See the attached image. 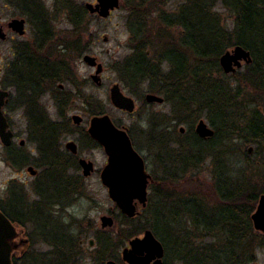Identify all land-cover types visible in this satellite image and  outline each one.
<instances>
[{
	"label": "rangeland",
	"instance_id": "rangeland-1",
	"mask_svg": "<svg viewBox=\"0 0 264 264\" xmlns=\"http://www.w3.org/2000/svg\"><path fill=\"white\" fill-rule=\"evenodd\" d=\"M9 1L14 0H0V12ZM35 1L43 8L47 19L50 20L56 31L57 38L55 41L75 45L74 37L71 36L74 27L69 22L68 11L64 9L62 4L57 0ZM69 2L73 8L72 10L77 13L83 8L86 10L85 6L87 4H97V0H69ZM180 4L181 0L170 1L167 5L168 12H171ZM124 5L125 0H120V7L113 11L108 18L91 15L86 10V17L81 23V29L84 30L81 40L82 49L78 52L76 48H73L72 55H69L72 80L64 77L55 84L56 87L57 83H62L65 91L71 95L67 108H64V118L61 117L56 100L50 96L42 98L41 103L45 107L47 106L52 119L60 122L63 119H69L71 122L70 134L62 140L61 149L65 151V144L68 141L75 142L79 148V157L93 162L97 173L89 178H84L81 170L70 171V177L76 178L78 182L77 191L69 194L63 206L53 209L54 227H57L55 244L53 245L52 240L34 237L35 246L31 249V254H28L29 257L26 261L22 260L19 264H36L35 259L37 257L41 260L39 256H43L45 260L44 263L40 261L38 264H107L109 261L125 264L122 259V252L125 248H129V242L121 247H118L117 244L119 242V227L121 226L123 229L126 225L122 220L120 210L112 202L107 188L102 185L100 180V172L107 165L108 157L102 147L91 144L89 139L84 137L90 126V121L94 117L91 108L98 105L104 110L102 115L110 116L118 128H126L135 150L146 163L147 171L152 173L154 179L159 182L149 190L148 206L142 208L139 205L138 207L140 214L136 223H145L147 227L141 234L131 240L137 237L142 238L146 231H151L163 244L166 251L167 257L163 260L164 264L167 262H169L167 264H182V262L176 261L177 252L180 253L182 249L187 250L211 244L221 246H217V251L220 257L224 258L223 243H225V236L219 234V241L212 235H204L206 231H203L202 227L197 230L194 229L191 218L185 216L182 208L180 206L178 208L176 201H181L182 197H186L185 194L199 195L207 200L205 213L207 216H211L216 207L222 206V200L214 196L216 195L214 185L218 172L216 168L223 169L227 180L229 177V180L237 181L238 184L240 178L245 175V169L247 174V170L249 171L245 154L250 149L252 150L251 153H248L251 162L249 168H252L259 161V157L256 156L257 145L246 143L238 137H229L227 140H223L225 139L223 138L222 143L217 144V148L215 143L210 142L213 138L204 140L196 133L200 121H203L215 131V126L212 125L207 110L200 108L199 105L194 106L195 111L199 110L197 115L194 114V117L191 118L187 116L191 112H187L177 99L169 100L167 96L149 93L148 84L134 87L125 85L121 74L117 71V67L133 53V50L130 47L132 34L127 24L129 14ZM16 9L14 7L12 10H7L4 15H17L20 11ZM216 10L220 13L223 23L230 28L233 25V18L230 13L222 8L220 4ZM2 50L3 47L0 45V52ZM43 54H45L44 50ZM85 55L97 58L98 62L103 65L104 72L101 74V86H97L91 79L96 69L84 63L83 57ZM162 67L163 72L169 71L168 64H164ZM239 71L244 73L246 65L243 64L242 69ZM68 80L69 82H67ZM235 81L231 79L230 83L235 85ZM115 84H119L124 94L135 100L136 109L133 114L119 111L112 105L110 89ZM76 94L78 96L74 97ZM148 94L164 98L165 103H147L145 98ZM251 94L244 95L242 98L248 102L256 101L255 104L251 103L248 106L253 108L260 105L259 110L263 113L262 117L264 118V95H257L258 100H256L251 99V96H253ZM75 115L83 119L79 126H75L72 122ZM182 119H187L188 122ZM239 121V124L244 127L246 121L242 123L241 120ZM242 127H240V130H242ZM181 129H184V132H181ZM192 132L206 142L205 150L209 147L215 150H211L210 154H206L203 165L196 169H188V172L184 173L181 167L182 164L176 162V156L180 143L187 147L189 143H192ZM161 133H165L166 141L169 140L167 145H161L160 142L163 140ZM226 152L231 157L230 159L225 158ZM219 154L220 157L217 161L215 157ZM257 170L256 167L253 171ZM2 178H4V174L0 177V192L2 190ZM259 182L257 188L263 191L259 195L258 201L264 195V174L259 177ZM177 208L180 214L175 219L174 211ZM104 216L114 219L113 227L102 228L101 220ZM91 241L94 242L93 245L90 244ZM254 256L253 261L244 262L240 260L238 264H251L253 262L264 264V248H256Z\"/></svg>",
	"mask_w": 264,
	"mask_h": 264
},
{
	"label": "trees",
	"instance_id": "trees-1",
	"mask_svg": "<svg viewBox=\"0 0 264 264\" xmlns=\"http://www.w3.org/2000/svg\"><path fill=\"white\" fill-rule=\"evenodd\" d=\"M170 1L125 0L133 53L118 65L117 71L127 87L148 84L149 93L167 96L169 100L177 99L187 112H191L187 115L191 118L199 110L195 111L194 106L199 105L207 110L215 126V135L210 142L217 145L222 143L223 138L238 137L246 143L257 145L259 161L249 168V152L245 154L249 171L247 174L245 169L244 177L240 178L242 182L240 180L237 184L229 177L227 180L224 170L216 168L214 196L222 200V206L216 207L211 216L205 213L207 200L199 195L184 193L186 197L176 201L185 216L191 218L194 229L202 227L206 231L204 235H212L219 241V234L225 236L222 248L224 258L217 251L221 246L211 244L182 249L180 253L177 252L176 261L182 264L250 262L255 258V249L264 248V234L254 230L251 220L263 191L257 187L259 177L264 174V118L259 110L260 105L249 108L248 104H255L256 101L248 102L242 96L253 92L251 99L258 100L257 95H264V0H181L179 6L168 12ZM57 2L68 11L69 22L74 27L71 36L75 45L55 41L56 31L39 4H32L29 9L31 22L38 33L39 81L48 79L54 83L64 77L72 80L69 55H72L73 48L78 52L82 49L84 30L81 23L87 14L84 8L79 13L74 12L69 0ZM219 4L233 18L230 28L223 23L216 10ZM236 46L250 51L253 62L246 66L244 73L237 71L227 76L220 68L219 60ZM164 64L169 65L166 73L163 72ZM231 79L236 80L235 85L230 83ZM91 111L94 117L104 113L99 105L91 108ZM182 120L188 122L187 119ZM239 120L241 123L246 121L244 127ZM86 135L91 144L98 146ZM161 136V145H167L169 140L166 141L165 133H161ZM191 142L187 144L188 147L180 143L176 156V162L182 164L184 173L203 165L206 154L215 150L210 147L205 150L206 142L193 132ZM219 157L220 154L215 157L217 161ZM226 157L231 158L227 152ZM256 167L258 170L253 171ZM178 208L174 211L175 219L180 214ZM121 217L126 226L122 229L119 225L118 247L147 227L145 223H136L138 217ZM166 257L165 251L164 259Z\"/></svg>",
	"mask_w": 264,
	"mask_h": 264
},
{
	"label": "flooded vegetation",
	"instance_id": "flooded-vegetation-1",
	"mask_svg": "<svg viewBox=\"0 0 264 264\" xmlns=\"http://www.w3.org/2000/svg\"><path fill=\"white\" fill-rule=\"evenodd\" d=\"M34 3L37 2L9 1L4 5L5 10L0 12V45L3 47L0 52V103L6 124L0 135V177L4 174L0 213L16 230V237L10 242L13 248L12 264L26 261L35 246L34 237L52 240L55 244L57 227H54L53 209L63 206L69 194L77 191L78 182L76 178L70 177V171L81 170L84 178L97 173L94 167L90 176H84L80 165V160L84 158L79 157L75 142L68 141L65 151L61 149L62 140L70 134L71 122L69 119H63L62 122L52 119L47 106L41 103L43 97L50 96L56 100L61 117L64 118V108H67L71 95L65 91L62 83H57L55 87L56 83L51 80L39 81L38 38L29 12ZM14 7L20 13L4 15V12ZM14 20L25 22L24 33L10 25ZM72 122L79 126L73 118ZM85 133L88 134V129ZM71 142L77 145V154L67 148ZM147 173L150 176L149 202V190L159 182L152 173ZM39 257L41 260L37 257L35 263H44L45 258Z\"/></svg>",
	"mask_w": 264,
	"mask_h": 264
},
{
	"label": "water",
	"instance_id": "water-1",
	"mask_svg": "<svg viewBox=\"0 0 264 264\" xmlns=\"http://www.w3.org/2000/svg\"><path fill=\"white\" fill-rule=\"evenodd\" d=\"M120 7V0H97V4H87L86 10L91 15H98L102 18L110 17L111 13ZM22 20H14L10 25L20 33H24ZM0 36L1 28H0ZM84 63L96 69L92 76L93 82L97 86L102 85L101 74L104 67L98 62L97 58L90 55L83 57ZM253 59L250 51L236 46L230 51L225 52L219 60L221 69L226 75L235 74L242 69L243 64H252ZM147 103H164V98L148 94L145 98ZM110 101L114 108L124 113L133 114L136 109L135 100L124 94L121 86L115 84L110 89ZM76 125H81L82 117L73 116ZM5 120L1 113L0 103V135L5 128ZM184 132V129H181ZM196 133L203 139L214 137L215 131L200 121L196 128ZM89 136L96 141L108 157L107 165L101 173V180L104 187L108 190L110 199L116 204L120 213L129 219L136 218L140 213L138 203L145 208L148 203V182L149 174L146 171L145 161L135 150L130 135L126 128H118L110 116L102 115L93 117L88 128ZM67 148L77 154V145L73 142ZM251 149L249 153H251ZM80 165L84 176L88 177L94 171V164L91 161L82 159ZM255 231L264 234V195L259 198L256 211L251 217ZM102 228H111L114 225L112 217H102ZM16 237V230L9 220L0 213V264H12L11 241ZM94 244L93 241L90 243ZM129 248L122 252V259L125 264H164L165 249L163 244L154 236L151 231H146L142 238L137 237L129 241ZM107 264H117L109 261ZM258 264V263H251Z\"/></svg>",
	"mask_w": 264,
	"mask_h": 264
}]
</instances>
